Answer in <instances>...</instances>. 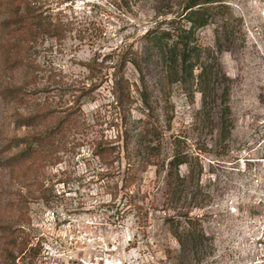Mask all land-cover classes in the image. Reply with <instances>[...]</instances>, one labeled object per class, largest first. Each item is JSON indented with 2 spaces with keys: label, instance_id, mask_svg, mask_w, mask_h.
I'll return each mask as SVG.
<instances>
[{
  "label": "rangeland",
  "instance_id": "1",
  "mask_svg": "<svg viewBox=\"0 0 264 264\" xmlns=\"http://www.w3.org/2000/svg\"><path fill=\"white\" fill-rule=\"evenodd\" d=\"M184 1L40 0L45 14L62 18L70 27L62 42L47 38L34 50L33 56L46 69L39 81L45 89L39 100L47 94H58L56 100L61 98L57 102L65 109L81 94V123L70 136V144L58 153V162L48 164L38 178L10 186L17 201L12 211L4 209L7 197L1 183L8 181L0 175V232L2 224L18 227V241H28L26 262L264 264V249L255 244L249 224L258 212L256 200L244 186L236 163L241 150L257 140L259 122L264 118V0H222L227 8L219 13V21L197 31L198 42L210 48L204 60L209 64L217 60L222 68L220 80L230 85L232 126L224 140L218 131V105L210 114L202 112L201 94L195 92L190 98L177 85L163 97L158 79L161 66L152 64L145 71L156 117L168 126L165 154H171V136L185 137L196 171L200 165L203 167L198 183L200 197L206 201L189 208V216L198 220V229H203L206 236L202 250L182 245L164 222L166 215L173 214L163 209L165 172L157 177L151 167L140 185L148 194L132 197L139 183L128 192L122 188V174L117 170L106 174L105 165L93 153L92 140L114 134L121 110L114 101L113 68L102 66L101 72L91 78L84 64L97 54L100 62L113 49L140 46L141 36L156 24L169 28V22L176 19L177 24L185 26L180 16ZM3 16L0 10V19ZM223 26L226 33H217ZM112 60L107 63L112 64ZM123 71L131 82L130 120L137 125L136 120L144 116L141 75L132 64ZM9 80L10 74L2 71L0 57V86ZM83 90L87 93H81ZM15 119L13 103L4 104L0 98V148L10 136H24L35 130L17 127ZM179 170L182 176L188 174L186 164ZM191 186L189 201L198 191L194 183ZM228 195L234 196L233 204ZM177 220L182 231L189 220L183 215H178ZM3 241L0 238V245ZM30 253L34 256L30 257Z\"/></svg>",
  "mask_w": 264,
  "mask_h": 264
},
{
  "label": "trees",
  "instance_id": "2",
  "mask_svg": "<svg viewBox=\"0 0 264 264\" xmlns=\"http://www.w3.org/2000/svg\"><path fill=\"white\" fill-rule=\"evenodd\" d=\"M226 8L227 5L222 0H185L180 13L186 22L185 26L181 22L177 24L176 19L169 22V28L156 24L141 36L140 46L134 48L130 44L113 49L100 62V54H97L92 61L84 64L91 78L101 72L102 66L113 68L114 101L121 110L120 124H114L117 127L114 134L96 136L92 140L93 153L105 165L106 174L115 170L122 174V188H127L128 192L139 183L137 193L133 191L132 197H145L148 194V190H142L140 185L144 174L151 167L155 168L157 177L165 172L163 209L172 211L173 214L166 215L164 222L182 245L187 243L198 250L203 249L206 236L203 229H198V220L189 216V208L206 201V198L200 197L201 186L198 183L203 167L200 165L199 171H196L186 149L185 137L171 136V154H165L168 126H164L156 117L145 71L152 64L161 66L158 79L159 92L163 97L177 85L190 98L195 92L201 94L202 112L210 114L214 106L218 105V131L224 140L231 134L232 126L230 85L220 80L222 68L217 60L210 64L204 60L205 52H210V48L198 42L197 31L218 22L219 13ZM0 10L5 14L0 19L2 71L10 74L9 82L0 86V98L4 104L13 103L17 127L35 129L24 136H10L0 148V175H5L8 181L1 183L3 195L7 197L4 209L12 211L17 201L11 195L10 186L36 179L48 164L58 162V153L70 144V136L79 130L82 96H76L74 104L65 109L57 102L61 98L56 100L58 94H47L44 100H39L40 94L45 91L40 87L39 81L41 73L46 69L33 56L34 50L47 38L62 42L69 30V22L45 14L40 0H0ZM223 22L226 24L227 20ZM222 28V31L218 28L217 33H226L225 27ZM222 49V44L219 43V50ZM109 59H113L112 64L107 63ZM128 64H132L141 75L140 95L144 116L136 120L137 125L132 124L134 120H130L128 112L133 101L131 82L123 71ZM50 78L53 77L49 76ZM81 93L85 94L87 91L83 90ZM124 160L125 164L122 166ZM182 164L188 166L186 176L180 174ZM193 183L198 191L189 201V190ZM114 184L117 185V182ZM182 210L185 211L183 214H175ZM24 215L21 213L20 216ZM178 215L186 216L189 220L188 226H184L182 231L179 230ZM1 227L3 230L0 238L4 241L0 245V264H33L32 261L26 262L28 241L25 238L18 241V236H15L16 231L20 232L18 227L14 229L9 224H2ZM29 256L34 255L30 253Z\"/></svg>",
  "mask_w": 264,
  "mask_h": 264
},
{
  "label": "built area",
  "instance_id": "3",
  "mask_svg": "<svg viewBox=\"0 0 264 264\" xmlns=\"http://www.w3.org/2000/svg\"><path fill=\"white\" fill-rule=\"evenodd\" d=\"M259 123L260 127L256 133L257 140L241 150L236 163L244 186L256 200L258 212L250 218L249 224L252 226L255 244L264 249V118ZM258 152H261V155H258ZM227 199L231 204L234 203V196L228 195ZM231 210L236 211V207L231 206Z\"/></svg>",
  "mask_w": 264,
  "mask_h": 264
}]
</instances>
